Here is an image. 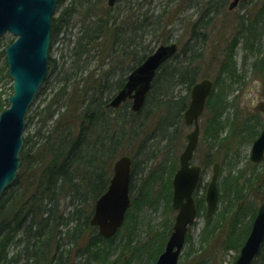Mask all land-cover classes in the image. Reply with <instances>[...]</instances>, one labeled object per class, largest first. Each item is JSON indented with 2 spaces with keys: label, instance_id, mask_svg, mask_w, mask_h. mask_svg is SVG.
Listing matches in <instances>:
<instances>
[{
  "label": "trees",
  "instance_id": "trees-1",
  "mask_svg": "<svg viewBox=\"0 0 264 264\" xmlns=\"http://www.w3.org/2000/svg\"><path fill=\"white\" fill-rule=\"evenodd\" d=\"M104 1L106 0H79L78 3L83 2L85 5L84 18L80 31L69 48L71 60H67H70V65L58 71L60 87L36 112L38 122L34 132L30 134L25 131L23 136L18 175L0 198V264H18L19 261V264H74L73 259L77 256L83 258L84 264H91V260L103 263L109 254L108 246L116 235L104 240L96 228L89 225V219L95 200L108 185L114 161L122 155L131 158L130 206L125 214L122 229L126 230L132 220V209L137 210L146 204L157 205L158 199L163 200L164 212L169 217L172 214L171 178L177 169L176 150L178 152V146L182 145L185 138L182 135L184 126L181 118L189 101L190 88L202 77L198 67L199 60H202V47L197 49L196 44L202 42L203 46L206 41L205 29L211 25L213 17L225 7L226 0H221L215 7L210 0H193L194 3H190L192 0H167L166 6L172 5V10L175 9L171 14L166 10L157 14L154 11L150 13L151 3L146 0H122V8L119 7L120 2L116 3L119 4L116 7V4L108 7L103 5ZM185 1L186 7H199L201 11L195 19H189L190 31L187 33L184 47L178 48V51L157 70L141 109L133 112L130 100H126L118 108L109 107L112 94L109 92V96L104 100L101 96L109 85V74L115 68L112 65L109 69H99L103 65L102 61L113 56L114 66L117 67L124 65L126 58H130L131 64L124 72L125 78L117 81L113 89L116 93L123 86L128 72L153 51L149 45L142 46L144 29L153 33L156 28L159 32L165 30L171 20L179 17ZM144 3H148V7L143 12ZM73 11V6L69 5L64 7L57 17H52V39L59 33L62 24L71 18ZM207 13L211 16L205 20ZM260 17L259 12L249 25H241L244 31H240L238 35L244 38V48L246 43L250 46L254 44L253 41L248 43L247 40L255 34L251 30V23ZM182 18L177 20L183 21ZM167 39H159L156 43L163 44ZM260 39L258 36L257 41L260 42ZM232 44L233 47L237 45L236 37ZM138 49L142 50L137 51ZM96 53L101 54L97 62L98 68L88 70L84 74L87 70L86 61L95 58ZM233 54L228 58L231 64L227 63L225 69H221V73L227 75L228 83L232 82L231 79L237 74L236 65L232 60ZM117 56L124 60L120 61ZM3 58L2 49L0 60ZM258 60L260 59L256 62ZM52 62L49 59V66H52ZM97 71H103L102 80L95 78ZM260 72L264 73L262 65ZM218 84L219 92H212L206 102V109L212 116L205 123L203 132L211 151L218 152L220 145L227 144L225 158H233L228 173L218 184V202L223 204L220 219L226 222V219L232 218L223 247L226 250L238 251L248 235L257 210L248 199L251 195L250 187L256 178L253 176L254 169L248 176L243 167L237 168L239 147L253 141L258 131L264 127V122L260 120L258 113H252L241 121L242 127L237 129V123L234 122L225 140L220 138L221 128L224 127L221 116L232 104L227 101L228 90L217 82L215 87ZM179 85L185 88V93L174 95L173 90ZM3 105L8 107L7 99L2 101L0 98V112ZM29 123L30 115L26 118V126ZM156 136L164 141L162 149H156L164 156L155 166V170H148L142 181H137L134 177L137 162L134 159L138 161L141 156L144 157L142 162L150 159L152 154L145 157L144 153L150 148L149 140H154ZM236 138L237 147L230 152L229 144ZM158 142H153L154 146L157 144V148ZM171 151H175V155L166 159L167 154L171 155ZM212 161L213 158L209 157L207 162L209 164ZM250 164L253 168L256 166L247 161L246 165ZM202 181L195 194L204 193L205 185ZM156 183L159 184V191L155 196L149 192L153 191ZM203 197L196 201L197 214ZM61 201L69 203L70 209L65 214L60 208ZM206 221L209 222V219ZM165 224H169V219ZM165 228L158 245L150 248V244L145 242L135 248L136 253L140 256L147 253L146 256H152L150 258L154 263L170 234V226ZM202 231L205 236L211 229L205 226ZM17 234L20 235L18 242H23L21 249L9 256V247ZM66 245L71 248L65 250ZM72 250L73 257L68 255ZM198 264L212 263L202 259ZM251 264H264V242Z\"/></svg>",
  "mask_w": 264,
  "mask_h": 264
},
{
  "label": "rangeland",
  "instance_id": "rangeland-1",
  "mask_svg": "<svg viewBox=\"0 0 264 264\" xmlns=\"http://www.w3.org/2000/svg\"><path fill=\"white\" fill-rule=\"evenodd\" d=\"M144 1V0H143ZM150 2L149 12H153L155 14L160 13L163 10L168 11L170 14L173 12L172 5L166 6L167 0H146ZM197 1V0H195ZM201 1V0H199ZM206 1V0H204ZM211 4L215 7L217 4H220L221 0H210ZM231 0H226L224 5L225 7L221 10V12L214 16L211 22V25L207 27L206 30V41L203 43L198 42L196 44V48L202 47V60L200 59L198 62V67L200 69V75L202 76L198 81L203 78L210 79L213 84L215 82L221 83L222 87L225 86V90H228L229 94L227 96L229 105L222 114V132L219 137L225 140V136L229 133L232 128V124L236 122V128L242 127L241 121L246 119L252 113L257 112L256 110H264V73L260 72V65L264 66V0H245L238 4L234 9L229 10L228 5ZM79 0H61L57 2L55 11L52 17H57L59 13L62 11L64 7L71 5L73 6L74 11L72 12L71 18L68 19L67 22L63 23L60 27L59 33L52 39L51 38V46L49 51L50 59L53 61L52 66L48 67V73L46 79L44 80L41 88L38 93L34 97L32 101L28 115H30V123L25 127V131L30 134L34 132L37 127L38 116L36 112L39 111L42 106L48 101V99L58 90L60 84L58 83L59 74L58 71L60 68H67L70 65L69 58V48L71 47L72 40L75 39L77 33L80 31L81 21L84 18L83 11L85 5L78 3ZM106 6V1H104ZM186 1L181 7L182 11L178 15L177 18L184 19L183 21H179L176 19L171 20L169 24L166 25L165 30L153 32H147L146 29L143 37V45H149L153 50L159 46V39H167L163 44H169L174 42L178 45L179 49L184 47V41L187 40V33L190 31L189 19H195L197 17V13L199 7H186ZM190 3H194L193 0ZM81 4V5H80ZM122 8L123 2L119 3ZM119 4H116L115 7ZM148 3H144L142 11L144 12ZM118 7V8H119ZM134 8V6H132ZM204 9V8H203ZM134 11V10H133ZM205 11V9H204ZM261 13V17L257 19V21L251 23V30L255 32L254 36H250L248 38V43L251 41L254 42L252 46L246 43V48L243 47L242 42L244 38L242 35H238V33L244 30L241 28V25L244 24L246 27L249 25V22L255 19L258 13ZM211 16L210 13H207V16L204 17L205 20ZM52 19V18H51ZM170 19V18H169ZM186 19V20H185ZM204 20V19H203ZM249 27V26H248ZM238 35V36H237ZM258 36H260V42L257 41ZM237 38V45L233 47V39ZM14 40V37L10 33H5L0 38V51L9 44L10 41ZM162 44V43H161ZM142 49H138L140 51ZM136 53H140L137 52ZM231 53L232 60L236 65L237 74H235L234 78H232V82L228 83L227 75L221 73V69L226 67L228 62V58H230ZM101 54L96 53L95 58H90L86 61L87 70L84 74L87 73L88 70L97 67V62L99 61V56ZM70 60H67V59ZM120 59V56H117ZM115 58L110 56L106 57L102 63L103 65L99 67L102 70L111 68H115L112 70L111 74H109L110 80L109 85L106 86L105 91L102 93V100L106 96H109V92L113 96L115 93L113 89L115 84L119 80H123L125 78V70L130 66V58H126L124 65L122 66H114ZM117 59V60H119ZM257 59L258 62H256ZM124 60V59H120ZM231 64V63H230ZM124 67V68H123ZM103 71H97L95 78L102 80ZM129 73V72H128ZM128 75V74H127ZM126 75V76H127ZM226 80V84L224 82ZM214 86V92L218 93L220 89V85L218 84L216 87ZM116 92V91H115ZM184 94L185 88L183 86H176L173 90V94ZM11 94V79L7 75V68L5 58L0 60V98L3 101L7 99V97ZM226 94V95H227ZM3 103V102H2ZM6 108L3 105V109ZM2 109V110H3ZM212 116L209 111L206 109L203 115L200 117L198 124L200 128L199 133V141L197 144V148L194 151V155L192 157L193 165L204 166V180L203 185H206L210 180L212 173V165L214 162H218L221 165L219 182L226 176L228 173L229 167L232 166L233 158L231 157L225 158V146L227 144L220 145L218 152L211 151L208 141L204 139L203 128L208 118ZM261 121H264V116L259 115ZM182 127V135L185 137L187 133H189L193 128L185 126L184 121ZM24 131V134H25ZM261 129L258 131L257 136ZM23 134V136H24ZM256 136V137H257ZM148 143L150 148H148L144 156H150L149 160L141 161L142 158L136 160L137 167L135 168L136 174L135 178L137 181H142V177L147 174V171L150 169L155 170V166L158 164L160 159L162 158L161 153L157 150L162 149L164 141L160 137H155L154 140H149ZM154 141H159L157 148L154 146ZM186 144V140L182 145L178 146V152L176 150V157L179 156L183 151ZM238 144V138L234 139L230 144V152L234 151ZM251 142L240 145L239 147V156H238V169H245L246 175H250L252 169H254V175L256 178L253 180V184L250 187L251 195L248 198L253 202V206L258 208L261 204H264V160L256 164L253 168L250 165H246L247 161L249 163L250 156V148ZM177 148V146H176ZM175 148V149H176ZM157 149V150H156ZM175 155V151H171V155L167 154L166 159H171ZM209 157L213 158V161L208 164ZM177 167H178V158ZM139 163V164H138ZM153 187V186H152ZM159 184L156 183L153 187V191L149 192L151 195H157L159 191ZM136 190V189H135ZM202 191V189H201ZM205 192V191H204ZM220 192V190H219ZM220 194V193H219ZM205 196V193L198 192L195 194L194 199L197 201L200 197ZM157 205H143L137 210H131V218L132 220L128 223L127 229H122L117 232L116 236L111 240V243L108 246L109 254L106 260L102 263L101 261H90L91 264H154L150 257H147L146 254H142L140 256L139 253H136L135 248L143 243H149L150 248H153L159 244V240L161 239V235H163V230L166 226H171L174 221L175 212L172 211L171 216L164 212V203L163 200H157ZM199 214L197 215L196 221L191 228H189L187 233V240L185 241L184 247L182 249V253L179 258L178 264H198L202 259L204 261H210L212 264H234L236 257L238 256L239 251L235 250H226L223 247L225 235L227 234L228 229H230V221L232 218L226 219L224 222L223 219H220V212L223 208V204L218 202L217 209L215 213L207 218L205 216L206 205L203 197V202L201 203ZM200 204V205H201ZM69 203L66 201H61V210L62 213L65 214L69 211L70 207ZM198 206V204L196 203ZM169 219V224H165ZM209 219V222L206 221ZM252 222V221H251ZM70 226V225H69ZM207 226V229H211V231L203 236V228ZM166 229V228H165ZM18 238L20 239V235L17 234L13 244L9 247V256L16 254L19 252L22 246L21 243L18 242ZM22 239V238H21ZM167 240V239H166ZM69 249L68 245H66ZM83 247V246H82ZM135 251V252H134ZM150 251V250H149ZM192 253V255H190ZM152 254V253H151ZM71 257L74 256V250L70 252ZM139 255V256H137ZM148 255V254H147ZM139 259V261H138ZM21 261L18 262V264ZM74 264H84L83 258H79L78 256L73 259ZM89 264V263H88Z\"/></svg>",
  "mask_w": 264,
  "mask_h": 264
},
{
  "label": "water",
  "instance_id": "water-1",
  "mask_svg": "<svg viewBox=\"0 0 264 264\" xmlns=\"http://www.w3.org/2000/svg\"><path fill=\"white\" fill-rule=\"evenodd\" d=\"M116 1L107 0V4L113 6ZM239 1L232 0L229 10L235 8ZM57 2L58 0H0V38L7 32L14 37L3 49L7 75L12 81V93L7 97L9 106L0 113V198L18 175L26 116L47 76L51 17ZM176 51L177 45L174 42L157 46L129 73L124 86L108 106L117 108L126 99H131V110L139 111L156 71ZM212 88L213 82L204 78L190 89L189 102L182 117L185 125H193L194 129L185 136L186 144L178 157V168L171 180V208L177 213L171 234L155 264H178L187 229L196 216L193 193L200 180L201 167L192 165L191 160L198 144V119ZM263 158L264 129L252 143L249 156L253 163H259ZM219 169L220 165L214 163L205 192L208 218L212 216L218 203ZM130 171L131 158L127 155L118 157L113 163L106 190L94 203L89 224L97 227L98 234L105 240L110 239L121 227L130 205ZM263 241L264 205H261L252 220L249 234L240 248L235 264H250Z\"/></svg>",
  "mask_w": 264,
  "mask_h": 264
},
{
  "label": "flooded vegetation",
  "instance_id": "flooded-vegetation-1",
  "mask_svg": "<svg viewBox=\"0 0 264 264\" xmlns=\"http://www.w3.org/2000/svg\"><path fill=\"white\" fill-rule=\"evenodd\" d=\"M241 3V2H240ZM239 3V4H240ZM214 92V91H213ZM205 110H206V104H205V108H204V112H205ZM257 112H255V113H258L259 115H263L264 116V110L262 111V110H260V109H258V110H256ZM261 120V119H260ZM262 122H264V121H262ZM199 125V124H198ZM199 131H200V128H199Z\"/></svg>",
  "mask_w": 264,
  "mask_h": 264
}]
</instances>
